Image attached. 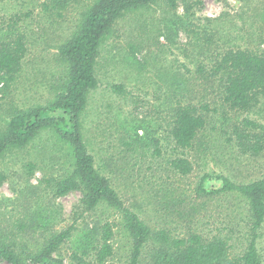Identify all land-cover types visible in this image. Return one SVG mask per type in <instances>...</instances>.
I'll list each match as a JSON object with an SVG mask.
<instances>
[{
    "label": "rangeland",
    "instance_id": "obj_1",
    "mask_svg": "<svg viewBox=\"0 0 264 264\" xmlns=\"http://www.w3.org/2000/svg\"><path fill=\"white\" fill-rule=\"evenodd\" d=\"M51 1L0 0V38L18 34L27 48L18 77L7 85L0 83V126L9 106L44 105L62 91L56 49L93 0H60L62 9L45 11L43 3ZM263 2L180 0L174 11L158 2L148 10L126 14L102 45L96 65L98 86L89 95L83 122L87 149L126 208L148 226L174 236L189 230L206 238L223 236L232 255L240 254L246 244L249 219L244 203L229 194L198 197L194 190L205 176L207 190L218 188L217 176L236 183L264 176V150L258 156L242 155L233 133L244 119L264 126V98L251 112L228 110L221 106L218 80L205 83L198 68L208 70L216 56L228 49L264 52ZM177 101L206 104L210 109L190 150L175 149L168 137L170 110ZM136 128L137 138L147 135L158 143L159 155L153 146L138 144L132 151L123 144L137 139ZM177 156L192 165L186 177L170 167ZM31 161L37 167L28 176L24 166ZM61 165L31 149L2 158L0 242L14 244L21 256H27L72 226L69 238L55 253L65 264H72L71 253L77 246L94 242L105 222L118 224L119 214L104 205L82 213L78 192L55 197L46 180L58 176ZM113 231V255L102 264H126L133 243L122 227ZM257 235L264 264V222ZM140 264H160L155 263L151 246L143 248Z\"/></svg>",
    "mask_w": 264,
    "mask_h": 264
},
{
    "label": "trees",
    "instance_id": "obj_2",
    "mask_svg": "<svg viewBox=\"0 0 264 264\" xmlns=\"http://www.w3.org/2000/svg\"><path fill=\"white\" fill-rule=\"evenodd\" d=\"M180 0H93L79 14L70 36L56 49V58L61 66L62 91L44 105L25 109L8 107L6 119L0 126V162L13 151L31 149L35 155H47L61 165L62 172L46 180L55 197L70 192L80 194L79 210L90 212L100 206H108L119 214V223L105 222L99 228V237L94 242H81L71 253L72 264H102L113 255L111 239L114 227L123 228L133 243L131 255L126 264H140L143 248L152 247L155 263L160 264H261L257 250V231L264 222V176L248 183H236L223 176H217L218 188L207 190L203 177L194 193L198 197L234 195L240 199L249 219L248 235L242 252L230 253L228 240L220 235L203 237L196 230H189L181 236L170 231L152 228L145 224L131 209L123 205L108 176L95 165V159L84 142V114L89 95L98 86L96 75L97 58L106 37L115 24L128 13L145 11L158 2L166 10L174 11ZM183 1V0H182ZM187 4L185 3V7ZM47 10L61 8L60 0L43 3ZM189 7L187 6L186 10ZM264 19V2L261 5ZM59 15V14H57ZM171 21L167 23L169 26ZM0 38V83L4 86L14 82L22 71L27 48L18 34ZM205 83L218 80L221 88V106L232 111L251 112L264 98V52L248 49H228L218 54L212 65L198 68ZM121 91V86H112ZM206 104L194 105L177 101L170 110L168 137L175 149L190 150L198 134L206 125ZM3 110L0 109V112ZM137 128L144 129L142 126ZM134 135H136V130ZM145 130V129H144ZM235 144L242 155L258 156L264 150V126L250 119H244L234 126ZM137 138V135L135 136ZM129 149L141 144L140 148L153 146L157 155L158 143L143 138L123 143ZM133 147V148H132ZM27 175L37 167L32 161L25 166ZM172 171L186 177L192 171L187 158L177 156L170 160ZM5 179L0 169V184ZM72 226L55 234L36 253L21 256L12 243L0 242V262L7 264H65L55 256L60 245L70 236Z\"/></svg>",
    "mask_w": 264,
    "mask_h": 264
}]
</instances>
